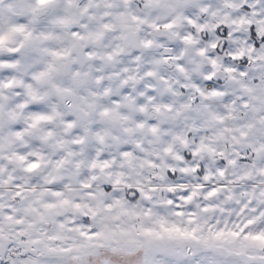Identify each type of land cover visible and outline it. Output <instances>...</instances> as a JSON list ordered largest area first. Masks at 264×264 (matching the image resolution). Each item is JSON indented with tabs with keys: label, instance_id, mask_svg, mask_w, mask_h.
Masks as SVG:
<instances>
[{
	"label": "snow or ice",
	"instance_id": "6c2138e0",
	"mask_svg": "<svg viewBox=\"0 0 264 264\" xmlns=\"http://www.w3.org/2000/svg\"><path fill=\"white\" fill-rule=\"evenodd\" d=\"M0 264H264V0H0Z\"/></svg>",
	"mask_w": 264,
	"mask_h": 264
}]
</instances>
